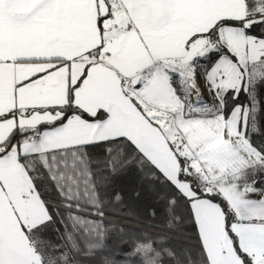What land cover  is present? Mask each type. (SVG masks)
I'll use <instances>...</instances> for the list:
<instances>
[{
    "label": "snow or ice",
    "instance_id": "6c2138e0",
    "mask_svg": "<svg viewBox=\"0 0 264 264\" xmlns=\"http://www.w3.org/2000/svg\"><path fill=\"white\" fill-rule=\"evenodd\" d=\"M262 92L264 0H0V264H264Z\"/></svg>",
    "mask_w": 264,
    "mask_h": 264
},
{
    "label": "trees",
    "instance_id": "16d2710c",
    "mask_svg": "<svg viewBox=\"0 0 264 264\" xmlns=\"http://www.w3.org/2000/svg\"><path fill=\"white\" fill-rule=\"evenodd\" d=\"M264 95V92H262ZM243 99V97H241ZM261 120V131L264 132V112L260 114ZM255 143L259 144L261 140H264V136L255 135L253 137ZM39 183V190L44 192L42 198L51 199L55 201L57 199V194L55 189H52L50 192L45 191V182L41 180ZM110 192L118 191L123 197V210L124 212H132L134 215L131 217H125L121 215L119 218H116V224L123 225L126 228L132 229L134 231L140 232L149 230L146 228L148 224H160V217L157 216L155 219H150L148 217L149 208L156 207L158 210L162 205L155 203L153 197L149 195L145 189V186L140 183V178L137 173L131 171L127 174L118 175L113 178L112 187L109 190ZM141 192V196L137 197L135 193ZM139 220V223L136 221ZM185 231L190 232V228L185 226ZM54 235V233H50ZM164 235V233H161ZM170 243L173 246H182L183 244H191L194 241H186L183 237L171 234Z\"/></svg>",
    "mask_w": 264,
    "mask_h": 264
},
{
    "label": "crops",
    "instance_id": "0c3cea01",
    "mask_svg": "<svg viewBox=\"0 0 264 264\" xmlns=\"http://www.w3.org/2000/svg\"><path fill=\"white\" fill-rule=\"evenodd\" d=\"M253 178L257 181V187L264 188V172L257 171L254 177L251 175V173H249V179Z\"/></svg>",
    "mask_w": 264,
    "mask_h": 264
},
{
    "label": "built area",
    "instance_id": "2783aa9c",
    "mask_svg": "<svg viewBox=\"0 0 264 264\" xmlns=\"http://www.w3.org/2000/svg\"><path fill=\"white\" fill-rule=\"evenodd\" d=\"M204 98H205L206 100H208V101H209V103H210V99L208 98V96H207V94H206V93L204 94Z\"/></svg>",
    "mask_w": 264,
    "mask_h": 264
}]
</instances>
